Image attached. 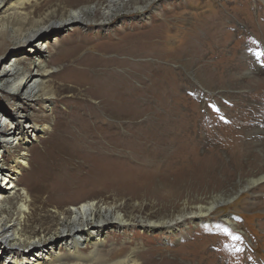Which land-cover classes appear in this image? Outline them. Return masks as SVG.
Returning <instances> with one entry per match:
<instances>
[{
  "label": "rangeland",
  "instance_id": "obj_1",
  "mask_svg": "<svg viewBox=\"0 0 264 264\" xmlns=\"http://www.w3.org/2000/svg\"><path fill=\"white\" fill-rule=\"evenodd\" d=\"M0 1V104L27 100L31 123L49 125L21 144L29 168L15 183L29 198L24 218L21 196L0 209L4 225L17 231L11 247L26 251L27 236L48 247L55 237L56 264L74 262L58 243L61 230L73 205L94 200L93 221L110 207L134 225L120 239L109 234L102 248H115L114 256L136 246L140 264H264V0H129L144 10L101 23L107 0L12 8L14 0ZM75 8L91 21L54 27ZM41 27L48 30L37 39L49 43L39 51V70L28 51L33 38L24 45L21 38ZM10 68L16 73L5 78ZM27 69L44 88L22 97L18 80ZM16 120L12 114L3 134ZM7 150L5 166L18 152ZM220 191L235 198L203 222L188 221L185 232L135 225ZM226 216L235 228L223 223Z\"/></svg>",
  "mask_w": 264,
  "mask_h": 264
},
{
  "label": "bare ground",
  "instance_id": "obj_2",
  "mask_svg": "<svg viewBox=\"0 0 264 264\" xmlns=\"http://www.w3.org/2000/svg\"><path fill=\"white\" fill-rule=\"evenodd\" d=\"M24 1L29 0H14L13 2H11V4L9 3L8 6L11 8L12 5L22 6ZM128 1L129 0H107L104 6L99 7L98 11L101 14V18L100 21L96 22L101 23L108 18L113 17V15L115 17H118L120 12L122 11L124 13L119 17H123L124 15L131 14L133 12H142L144 10V7L139 5L133 8V4H130L131 2ZM1 3L2 1H0V4ZM82 9L83 8L72 9L70 11L69 17L58 23L54 22V24L56 25L54 27H57L58 29L59 27H65L73 22L82 24L84 22L86 23L91 21L86 18L85 13ZM47 30L48 28L41 27L40 29L35 30V32H33L29 37L25 36L21 38L22 45L29 43L33 38V43L28 47V51L33 55H31L32 58H35V60L37 61V67H39V70L44 67V57L40 55L39 51L41 52V50L46 49L49 40H38L37 35ZM30 67H32L33 69L35 66ZM38 69L35 70V73H37ZM15 73L16 68H10L6 73L5 78H9L15 75ZM28 73L29 70L27 69V76H25L26 78H24L23 76L18 80L20 96L22 97L23 95L35 96L40 88H44V83L41 80V77L30 76ZM13 115L19 116V113H14ZM18 122L19 121L16 120L14 128H10V135L0 133V152L6 151L8 153L7 148L9 149L10 147L18 151V155L16 154L15 157H10L8 169L6 168V170H2L4 172L1 175L2 184L6 186V184L10 183V185L6 187H0V209L2 205H10L11 200H13L14 197L18 198V196H21V200L18 204L17 210L18 215L21 218H24V214H26L30 206V202L28 200L29 198L25 189L19 187L18 184L15 183V179L17 178V176L26 168H29V157L26 151L27 149L21 144L28 143V140L25 138H28L29 134L31 136H36L35 132H37L38 129H49V125H36L35 123H30L33 132L32 134L28 132L27 137H24L26 131L20 130L16 132V129L20 128L18 126ZM0 124L2 125L3 123L0 122ZM20 139H24L25 141L19 142L21 141ZM31 139L36 138L31 137ZM2 153L1 156L3 157ZM241 191L242 190L239 189L238 193ZM234 196L235 195L232 194L230 195V193L226 194V192L220 191L213 194L205 204L193 205L183 201L182 207L171 216L161 217L159 219L139 218L137 219V223L135 225H138L139 228H143L147 232H152L159 227L166 228L165 231L168 234H173L179 229L184 231L186 227H188L189 222H203L202 219L205 216L211 214L217 206L225 202H231ZM95 210L94 200H87L82 202L80 201L78 204L71 207L72 216L69 218L71 220L70 225L69 227L63 228L61 230L62 235H60V238L58 240V243L62 244V246H64V248L66 249V255L70 257V259L74 260V262H71L69 264H79L81 262V264H83V262L88 264H140V258L138 256L139 248H135L136 246H133V249H130L124 256H114V254H112L113 252L111 253L110 250H115V248H102L103 245L111 240L112 236L109 235L111 232L117 233L118 236L115 235L114 238L118 237L120 239L121 236L126 235L129 229H134V225L133 223H131L130 219L124 217V215L119 211L113 212L110 207H104V210L101 211L107 212L105 216L99 217L98 220L93 221ZM223 219L224 224L231 225L235 228V221L230 220L228 216L224 217ZM180 222L182 223V226H178ZM16 233L17 231L13 228L12 225H4L2 218H0V258L3 259V264H56V261L59 259L60 254L53 250L57 245L55 237H49V239L51 240L50 245L48 247H44V239L42 240L40 237L31 238L30 236H27L26 245H28L29 248H27V250L25 249L26 251H24L20 249L19 244H17L18 247L16 248L10 246L14 245L10 244L9 242L11 240V237ZM114 238H112V240H115ZM83 243L86 245H91V251L87 255H84L80 251L79 246Z\"/></svg>",
  "mask_w": 264,
  "mask_h": 264
},
{
  "label": "built area",
  "instance_id": "obj_3",
  "mask_svg": "<svg viewBox=\"0 0 264 264\" xmlns=\"http://www.w3.org/2000/svg\"><path fill=\"white\" fill-rule=\"evenodd\" d=\"M0 75H2V74H0ZM23 76H24V78H26L25 77V76H27L26 72H24V74L22 76H20L19 79L21 77H23ZM18 87H19V85L17 86V88ZM18 96H16L17 97V100L19 98ZM19 100H21L22 102L21 103H18L17 102L15 107H9V106H7L5 104H3V105L0 104V110H2L3 112H5V115L2 116V117L3 118L4 117H7L6 118V125H1L0 124V133H4L5 132V129L7 127V124L9 123V117H11L12 114H14V113H19V124H18V126L20 128L19 129H16V132H18L20 130L27 131L28 129H30L32 127V126H30V123L33 122V121L28 117V113H26V111H25L26 110L25 108L27 107V103L28 102H27V100H23L22 98H19ZM31 105H35V103L34 104H31ZM29 106H30V104H29ZM0 114H2V112H0ZM30 137H35V136H30ZM2 152L3 151L0 152V187H6V186H9L10 183H8V184H6V186H4L2 184V180H1L2 177H1V175L4 173L2 170L3 169H6L9 165L8 166H5V163H4L5 162V159L3 160V158H4V154L3 153H5V152H3V153ZM1 153H2L3 157L1 156Z\"/></svg>",
  "mask_w": 264,
  "mask_h": 264
}]
</instances>
